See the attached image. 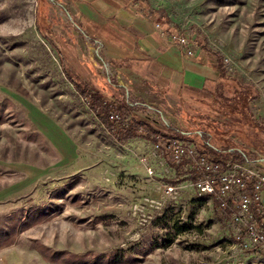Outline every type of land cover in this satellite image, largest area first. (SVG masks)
Instances as JSON below:
<instances>
[{"label":"rangeland","instance_id":"obj_1","mask_svg":"<svg viewBox=\"0 0 264 264\" xmlns=\"http://www.w3.org/2000/svg\"><path fill=\"white\" fill-rule=\"evenodd\" d=\"M39 1L0 0V262L264 264V253L234 243L209 197L187 181L168 182L180 176L168 153L148 140L117 142L70 82L117 106L128 93L140 108L109 114L183 136L211 160H231L202 145L206 131L214 148L256 153L250 160L264 169V144L248 128L250 115L254 124L264 120V0H148L152 24L111 0H41L52 24L46 39L35 26ZM150 27L180 51L172 36L184 34L193 54L205 36L226 72L259 91L247 122L217 116L225 105L206 93L164 86L151 68L157 62L132 53ZM123 47L125 59L112 57Z\"/></svg>","mask_w":264,"mask_h":264},{"label":"built area","instance_id":"obj_2","mask_svg":"<svg viewBox=\"0 0 264 264\" xmlns=\"http://www.w3.org/2000/svg\"><path fill=\"white\" fill-rule=\"evenodd\" d=\"M159 26L155 24L156 28ZM172 38L187 56L193 55L184 34L176 33ZM110 119L127 125V119L118 113H110ZM152 139L154 149L169 154L184 181L199 195L212 200L227 221L234 243L241 250L264 253V169L260 164L251 160H211L191 142L171 134H155ZM164 188L167 192L175 189Z\"/></svg>","mask_w":264,"mask_h":264},{"label":"trees","instance_id":"obj_3","mask_svg":"<svg viewBox=\"0 0 264 264\" xmlns=\"http://www.w3.org/2000/svg\"><path fill=\"white\" fill-rule=\"evenodd\" d=\"M54 4H58L59 0H51ZM118 2L124 3L129 8H136L137 10L147 8V0H116ZM140 3V4H139ZM44 2L39 1V6L37 9V15L38 18L36 20V29L40 33V35L46 39L47 33L50 30L51 23H46V21H43L44 14L43 12V5ZM64 11L67 13L68 18L70 21H72V26L76 29L77 26L75 25V22L73 21L70 14L64 9ZM86 37L90 39V42L97 46L96 39L94 37H91L90 35L85 34ZM212 51V50H211ZM216 61H217V67L218 70L221 73V82L213 89V93L210 94L211 98L216 101L219 105L223 103L225 105V109L222 111L217 112V116H222L223 118H230L234 122H237L235 118L240 117V121L242 123L247 122L246 115L249 112L248 107V101L252 98H258L259 91L256 90L255 93L252 92L249 88H246L243 83L236 77L235 73H228L224 69L223 66V57L218 52H211ZM65 77L67 79H70V77L65 74ZM70 82L76 91V93L82 97V99L85 102V105L88 107L90 111L94 113L96 118L101 122L103 127L112 135V137L119 143H127L130 142L133 139H143L152 141V136L155 134H158L157 130L152 128L146 121L137 119L136 117L131 116L127 120V125L124 126L116 121H113L110 119V110L116 109L117 111L120 110H130L132 106V101L125 96L122 97L121 102L119 106L113 105L111 102H107L103 99L102 95L98 92H92L87 89H83L79 84L72 82L70 79ZM109 83L118 89L119 91L123 90V87L119 86L116 82H113L112 80H109ZM112 106H115L112 108ZM237 107V110L235 109ZM249 116V114H248ZM242 118V120H241ZM231 121V120H230ZM233 122V123H234ZM257 123L254 124V121L251 119V115L249 116V123L251 125H248L249 134L257 136V143L256 145H261V143L264 144V120H261L260 122L256 121ZM243 123V124H244ZM235 124V123H234ZM247 125V124H246ZM173 130H175L173 128ZM164 135V134H163ZM166 135V134H165ZM172 135V134H171ZM174 136V135H173ZM203 138L202 145H205L208 147L210 152L212 153H223L229 156H232L233 160H237L240 162H245L250 160V158H255L256 153H245L240 149L233 150L231 147H227L225 149H217L211 146L209 143V134L204 131V133L201 135ZM181 139H184L183 136H175ZM180 176L177 178V180H168V182L172 185L183 182L185 178H182V173H179ZM12 244L11 242L9 245ZM6 246H8L6 244ZM40 253L44 255V253L47 251V248L44 246L40 247Z\"/></svg>","mask_w":264,"mask_h":264},{"label":"crops","instance_id":"obj_4","mask_svg":"<svg viewBox=\"0 0 264 264\" xmlns=\"http://www.w3.org/2000/svg\"><path fill=\"white\" fill-rule=\"evenodd\" d=\"M113 3L119 5L121 8L128 10L141 18L147 19V23L152 24L154 17L151 10L147 8H142L137 10L136 8H129L124 3H120L116 0H111ZM140 4V3H139ZM148 4V0H147ZM159 24V23H156ZM160 25V24H159ZM78 30V28H76ZM91 37H94L90 35ZM142 39L136 38L134 41L135 48L132 50L133 54L139 53L142 51L147 55V61H152V58L157 62L151 66L152 69L158 70L162 76L166 79L164 86L172 90L173 86H177L183 89H187L190 92H201L206 93L210 96L213 93V89L221 82V73L217 67V61L214 55L211 52L214 51L207 43L206 38L203 35H200V38H197L196 43L198 44V51L195 49V54L192 56H187L184 51L174 49L173 47L167 46L162 43V40L159 39L158 35L154 32V29L150 27L145 30ZM95 38V37H94ZM96 39V38H95ZM100 43V44H99ZM114 44L113 42H110ZM96 47H100L101 42L96 39ZM116 44V43H115ZM117 45V44H116ZM212 50V51H211ZM129 50L125 49H116L115 55L112 57L125 59L126 54ZM137 57V56H135ZM118 61V60H114ZM126 61V60H125ZM172 77V79H171ZM236 77L238 75L236 74ZM239 78V77H238ZM117 83V82H116ZM123 87L122 85L118 84ZM199 88H194V87ZM118 90V89H117ZM123 90L125 88L123 87ZM122 90V91H123ZM126 94V95H125ZM124 96L128 99V93H125ZM131 100V99H130ZM137 105V106H136ZM132 106L140 108L138 104L132 103ZM138 119V118H137ZM151 126V125H150ZM152 128H156L151 126ZM157 130V129H155ZM12 255V254H11ZM7 256V260L11 257ZM0 264H4L3 261Z\"/></svg>","mask_w":264,"mask_h":264}]
</instances>
